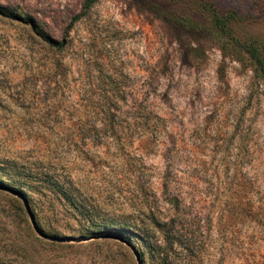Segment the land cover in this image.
<instances>
[{"label":"rangeland","instance_id":"rangeland-1","mask_svg":"<svg viewBox=\"0 0 264 264\" xmlns=\"http://www.w3.org/2000/svg\"><path fill=\"white\" fill-rule=\"evenodd\" d=\"M208 5L264 47V0H0V264H264V81Z\"/></svg>","mask_w":264,"mask_h":264},{"label":"trees","instance_id":"trees-1","mask_svg":"<svg viewBox=\"0 0 264 264\" xmlns=\"http://www.w3.org/2000/svg\"><path fill=\"white\" fill-rule=\"evenodd\" d=\"M207 10L209 11V14L212 17V21L213 24L215 25V27L218 29V31L221 32V34L225 37L228 38V40L231 42V44L241 50L243 52V54H245L247 56V60L248 62L251 64L252 66V70L253 72L261 78L262 81H264V47L255 41L249 42V43H245V42H241L239 41L236 37H234V34L229 26L230 22L233 20L232 15H223L221 13H219L215 8H213L212 5H208L207 6ZM1 13V12H0ZM7 16V15H6ZM13 17H15V15H10ZM79 18V17H77ZM76 20V19H75ZM46 40H48L49 43L53 44V41H51L49 38H46ZM55 46H57L56 44H54ZM60 46H62V43H60ZM1 184V183H0ZM23 194V193H21ZM24 195V194H23ZM176 200V206L179 205V200ZM250 203V202H249ZM264 206V204H263ZM82 216H85L84 213H81ZM249 215H254V216H260V218L258 219L259 222H263L264 224V209L262 211H257V212H252L250 210L247 211L246 216ZM163 228H166L167 223H164ZM162 227V225H161ZM168 227V226H167ZM120 232H124L127 231V229L124 228H120V229H116ZM109 232L113 233L112 231H105L106 234H109ZM118 234H121V233ZM164 239H166L169 242H174L172 236V232L171 231H164ZM124 234V233H123ZM112 237V235H109ZM116 236V235H114ZM118 238H123L122 236H116Z\"/></svg>","mask_w":264,"mask_h":264}]
</instances>
